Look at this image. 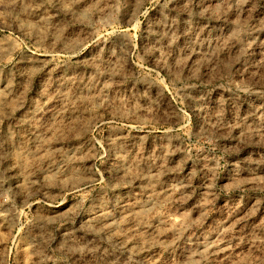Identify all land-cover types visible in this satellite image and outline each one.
<instances>
[{"label":"rangeland","instance_id":"374dc122","mask_svg":"<svg viewBox=\"0 0 264 264\" xmlns=\"http://www.w3.org/2000/svg\"><path fill=\"white\" fill-rule=\"evenodd\" d=\"M0 264H264V0H0Z\"/></svg>","mask_w":264,"mask_h":264}]
</instances>
